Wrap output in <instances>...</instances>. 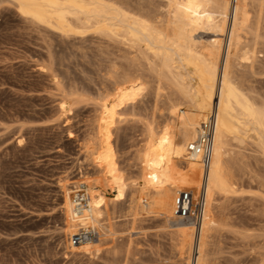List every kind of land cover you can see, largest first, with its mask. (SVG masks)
Here are the masks:
<instances>
[{
    "label": "rangeland",
    "instance_id": "rangeland-1",
    "mask_svg": "<svg viewBox=\"0 0 264 264\" xmlns=\"http://www.w3.org/2000/svg\"><path fill=\"white\" fill-rule=\"evenodd\" d=\"M229 19L221 64L233 8ZM199 30L195 35L202 44L220 37L212 30ZM51 31L33 24L13 1L0 0V264H196L199 229L188 236V248L187 241L179 243L182 238L175 229V220H180L174 213L176 190L190 186L186 162H171L157 187L144 186L142 179L140 152L150 128L159 132L172 121L166 90L156 94L150 85L120 110L111 130L110 144L127 187L121 200H115L116 188H99L108 199V214L101 223L106 230L113 227L104 235L102 251H70L69 235L63 232L62 185L72 190V198L76 185L101 176L92 152L99 147L95 137L101 106L114 102L116 81L108 70L113 59L127 63L131 55L123 44L93 32L64 37ZM258 60L254 69L250 60L234 61L232 69L264 107V59ZM159 80L163 86L169 83L154 76L153 84ZM63 102L68 111L61 110ZM210 113L207 110L205 117ZM231 141L230 157L235 160L230 161V177L239 187L235 193L215 195L212 218L219 222L207 228L211 233H204L203 246L208 244L203 260L264 264V154L255 136L242 143Z\"/></svg>",
    "mask_w": 264,
    "mask_h": 264
},
{
    "label": "bare ground",
    "instance_id": "bare-ground-1",
    "mask_svg": "<svg viewBox=\"0 0 264 264\" xmlns=\"http://www.w3.org/2000/svg\"><path fill=\"white\" fill-rule=\"evenodd\" d=\"M11 1L18 6L21 14L40 28L58 31L57 33L60 32L64 37L93 32L116 44L121 43V46L123 44L126 46L123 48L131 55L127 63L113 59V63L109 65L108 71L116 81V87L112 93L114 102L112 104L104 102L101 106L97 137H95V143H98L99 147L97 146L98 149L94 152H92L94 149L90 151L93 153V161L99 168L101 176L94 180L87 178V182L82 181L89 183L91 216L88 221L91 219L94 222H100L108 212V199L100 192L101 185L116 188L115 200H121L125 196L127 182L125 176L119 172L115 161V152L110 144L111 130L119 118L120 110L134 103L147 85H150L152 92L156 94L166 90L168 94L166 97L170 100L168 109L172 121L159 132H155L152 128L149 130L146 146L140 152L144 186L157 187L167 166L171 162L181 161L186 162L190 187L200 185L201 164L198 157L192 158L187 155V146L196 138L201 123L208 118L205 117V112L211 110L214 113L215 131L204 190L206 203L203 217L198 225L189 221L175 220L177 221L175 229L181 235L179 239L182 238L180 242L178 240L179 243L182 240L188 243V236L194 229L197 231L199 229L196 264H206L202 250L203 247L206 250L205 245L208 244V239L203 246V237L206 229L215 221L213 216L216 214L211 211L215 195L235 193L239 187L231 179L232 174L230 177V172H234L230 168L233 166L230 164L232 161L231 140L242 143L245 139L255 136L264 154V107L261 105L263 103L258 104L259 100L252 96L253 91L250 94V90L244 89L245 85L243 87V84L239 83L238 74H234L232 69L234 61L237 62V60H250L252 69L255 62L260 61L258 59H262L263 62L264 54L261 58L259 54L264 52V0H234L233 2L231 0ZM231 8H233V23L225 62L222 61L223 64H221L222 42L227 31L228 20H230ZM199 29L212 30L211 32L218 33L220 37H215V40L206 42L207 44H204V41L202 44L195 35ZM122 56L126 59L124 55ZM146 69L150 72L149 74L146 73ZM154 76L158 79L163 77L169 83L163 86L161 79L160 83L157 82L155 85L153 84ZM61 110L68 111L65 102L61 104ZM66 185H62L64 188L63 209L66 215L63 232L69 235L77 230V222L73 217V199L70 195L72 190ZM167 220L172 219L167 217ZM218 222L215 221V223ZM112 228L108 225L107 230L111 231ZM107 230L104 229V235L109 234ZM208 231L211 233V229ZM207 236L206 234V238ZM105 237L82 245L67 246L70 247V251L97 255L102 251V240ZM187 245L189 247L190 244H186V248H188ZM180 246L182 250L184 246ZM189 252L191 251L188 250V254Z\"/></svg>",
    "mask_w": 264,
    "mask_h": 264
},
{
    "label": "built area",
    "instance_id": "built-area-1",
    "mask_svg": "<svg viewBox=\"0 0 264 264\" xmlns=\"http://www.w3.org/2000/svg\"><path fill=\"white\" fill-rule=\"evenodd\" d=\"M215 131V115L210 113L201 123L196 138L187 146V155L198 157L201 164V182L198 187H183L176 190L174 199L175 216L184 221L198 225L205 208V185L210 167L213 137ZM73 190V217L77 222V230L69 234L68 245L73 247L87 242L97 241L104 236L103 223L94 222L91 216L90 194L85 182H81Z\"/></svg>",
    "mask_w": 264,
    "mask_h": 264
}]
</instances>
